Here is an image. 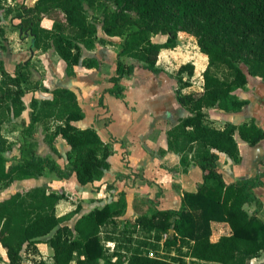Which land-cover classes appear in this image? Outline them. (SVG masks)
<instances>
[{
	"label": "trees",
	"instance_id": "1",
	"mask_svg": "<svg viewBox=\"0 0 264 264\" xmlns=\"http://www.w3.org/2000/svg\"><path fill=\"white\" fill-rule=\"evenodd\" d=\"M4 1L0 0V8ZM87 6L100 7L102 17H90ZM16 16L21 35L31 37L34 49L54 48L69 75H74L78 64L98 66L95 57H84V50L95 47L99 23L107 35L121 37L117 70L108 89L116 96L124 90L122 79L135 71V64L121 57L160 73V54L178 46L180 31L196 37L208 64L201 90L183 91L192 85L193 62L181 64L176 73L178 101L189 114L167 131L168 150L180 155L185 170L195 164L203 172V183L195 191L183 192L179 208L150 212V207L135 200L138 216L120 223L128 207L122 191L71 225L82 204L77 202L74 210L58 215V202L71 199L67 192L46 185L16 192L0 200V246L6 250V264H49L38 257L40 243L53 247V264H252L264 250V219L259 215L264 203L255 192L264 184V173L228 183L218 161L224 152L239 162L237 134L255 146L264 139V128L254 117L217 127L209 121L206 109L241 111L249 101L236 91L248 84L249 75L264 80V0H36L34 5H20ZM2 18L0 13V51L7 49ZM153 34L167 39L155 42ZM31 66L29 59L11 73L0 58V189L16 180L38 178L46 170L60 178L75 175L82 185L102 177L110 167L111 146L95 128L75 124L85 117L76 92L66 87L50 90L32 81ZM40 88L51 91L53 97L32 99L31 122L25 130L41 122L46 140L57 152L55 140L61 135L70 145L69 165L64 167L32 149L11 164L5 155L10 146L2 131L5 121L23 113L26 92ZM213 221L230 226V232L217 241L212 240ZM108 226L114 230L106 231ZM116 232L124 239L116 237ZM138 233H144L140 240L135 237ZM106 241L116 246L110 249Z\"/></svg>",
	"mask_w": 264,
	"mask_h": 264
},
{
	"label": "crops",
	"instance_id": "2",
	"mask_svg": "<svg viewBox=\"0 0 264 264\" xmlns=\"http://www.w3.org/2000/svg\"><path fill=\"white\" fill-rule=\"evenodd\" d=\"M5 30L8 37L9 34L6 27ZM10 34L12 36L18 34L21 37V33L18 30H14ZM98 35L99 39L95 47L84 50V57H95L98 61V66L88 68L83 64H78L74 68V75L67 73L65 61L54 48L46 51L34 49L32 39L30 47L23 53L25 58L19 59L16 50L9 52L8 47L6 50L0 51V58L11 73L15 72L17 64L31 59L32 81H38L50 90L57 87H66L76 92L78 102L85 112V117L76 121L75 124L82 128H95L102 140L105 143H109L112 148V154L109 157V169L105 171L102 177L84 185V187H80L77 184L79 182L75 175L70 178H60L54 172L46 170L44 175L38 178L16 180L11 186L1 188L0 200L18 192H13V188L16 185L27 186L25 190L19 192H26L33 187L43 185L57 192L65 190L69 195L75 196V199L77 198L78 202L82 204L81 211L73 217L74 225L83 213L111 202L116 194L123 191L126 194L128 207L126 213L119 218H123L121 222H126L132 218L134 220L138 216V211L134 207L135 200L150 207V212L155 208H179L182 204L183 192L195 191L203 183V172L199 166L191 164L185 170L181 165L180 155L168 150L167 131L178 123L180 117L189 114L188 109L178 101L176 92L178 87L177 80H174V78L171 80L164 69L160 73H154L142 67L140 63H136L137 61L133 58L123 56L121 59L135 64V71L132 75L125 76L122 79L121 84L124 90L120 96L108 92V89L113 86L110 78L116 74L118 54L122 49L123 42L120 49L118 48L116 52H113L110 42L119 37L109 36L104 31L103 34L98 31ZM23 42L26 43L27 39L23 40ZM18 44L21 43L18 42ZM8 58L13 59L8 60ZM8 61L12 63L10 69L7 66ZM202 66L204 71L207 64ZM150 73H153V75ZM141 74H143V78H146L144 75L153 76L151 82L145 81L151 84L150 94L147 93L149 88L144 93L133 91L138 89L134 81L138 76L141 77ZM94 77H96L97 82L92 85L91 81ZM167 79L171 82L166 81ZM130 81L133 84L129 86ZM261 81L264 82L260 78L249 75L248 84L236 91L241 98L249 101L246 107L238 112L225 111L217 107L207 108L206 112L209 121L213 125L221 127L228 122L240 124L254 117L257 123L264 128V104L261 107L258 106L255 111L251 110L255 99L254 96L257 94L253 92L260 87ZM194 82L193 76L192 85L183 91L201 90L203 83L199 88H196ZM52 97L51 91H46L42 88L30 90L23 97L26 105L23 113L20 116L12 115L10 118L13 121L24 120L27 123L22 129V134L28 141L27 152L32 149L40 155H49L56 159L59 164V159L63 158L64 161L60 165L64 167L69 165L68 152L70 145L61 135L55 140L57 152L46 140V133L41 122L35 125V128L37 126L41 128L40 136L31 134L35 128L29 132L25 130L31 122L32 99L43 100ZM27 98L28 100L30 99V104H28ZM115 108L119 109L116 114L114 112ZM261 111L263 112L260 113ZM6 122L2 131L11 149L14 144L12 145L5 135ZM236 137L240 147L241 160L236 162L228 154L222 152L218 161V168L228 183L255 176L260 172L264 173V139L255 146H251L239 134ZM27 152H24L22 156H27ZM72 188L79 191L73 194ZM255 192L264 203V184L255 188ZM75 199H61L56 206L57 214L63 215L74 210L77 207ZM140 202L139 205L141 204ZM247 206H250L249 208L251 209L249 210H253V206L246 205L247 209ZM259 215L264 219V206ZM212 227L213 241H217L222 234L230 232V226L225 222L213 221ZM39 250L40 255L38 257H42L49 264H53V247L49 243H40ZM0 252L4 256L3 258L8 260L5 248L0 246ZM251 263L264 264V250L254 257Z\"/></svg>",
	"mask_w": 264,
	"mask_h": 264
},
{
	"label": "rangeland",
	"instance_id": "3",
	"mask_svg": "<svg viewBox=\"0 0 264 264\" xmlns=\"http://www.w3.org/2000/svg\"><path fill=\"white\" fill-rule=\"evenodd\" d=\"M36 0H5L3 3V6L0 8V13L2 14L3 18H2V23L4 24V26L7 28L8 30V34L9 36L7 37V47L9 48V52H13L14 50H16V54L18 56V58L23 59L25 57H23V53L26 52V49L30 47L31 44V38L28 34L25 35H20L21 37H19L18 34H16L15 36H12L10 34V32L14 31V30H18V23H19V18H17V13L19 11V7L20 5H33V3ZM109 5H111L109 3ZM9 10H11L12 12L9 13ZM87 10H88V14L90 17L94 18H101V8L96 6V8H90L89 6H87ZM99 32L100 34H103V29L101 26V23H99ZM180 36V40H179V44L178 46L171 50V49H165L161 52L160 57H159V64L161 67H163L166 75L172 80L174 78V80L176 79V73L178 68L180 67L181 64L186 63V62H193L195 64L196 67V71H195V75H194V83H195V87L199 88L200 85H202L203 83V64L206 65L208 64V58L204 55V53L201 52L200 47L198 46L197 43V39L194 35H191L189 33L186 32H180L179 33ZM27 42H23V40H26ZM152 39L155 42H160L163 43L166 41L167 36L166 35H161V34H153L152 35ZM18 42H20L21 44H18ZM123 42V39L121 37L116 38L115 40H112L110 42V44L112 45V51L116 52L118 50V48L120 49L121 43ZM23 45V46H22ZM29 51V50H28ZM21 53V54H20ZM17 58V59H18ZM13 59V58H11ZM10 58H8V60H11ZM136 63H140L139 61H137ZM11 61H8L7 66L10 69L11 67ZM243 68H247L245 65H243ZM153 75V73H150ZM143 74H141L138 78L134 81L135 85L137 86V90H133L134 92H141L144 93L145 91H147L149 88V90L147 91L148 94H150V86L151 84H149L148 82L145 81H149L151 82V80L153 79V76H149V75H144L146 78L142 77ZM185 76H187V74H184ZM257 78V77H255ZM145 79V80H144ZM91 81V80H90ZM90 81H88L90 83ZM171 82L170 80H166ZM96 81V77H94L91 81V84L93 85ZM262 83L260 84V87L257 88L256 91H254L253 93H257L254 97L255 99L253 100V105L251 107V110H256L258 108V106H263L264 104V82L261 81ZM133 82H129V86L132 85ZM170 84V83H169ZM169 87V86H168ZM175 94V92H174ZM176 96V95H174ZM28 104H30V99L28 100V98L26 99ZM119 109L115 108L114 112L116 114V111H118ZM250 110V111H251ZM264 111V110H263ZM263 111H261L260 113H262ZM258 113V112H257ZM259 113V114H260ZM6 124H5V135L8 137V139L11 141L13 147L11 146V149L9 148L6 152L5 155L8 159V164H11L13 162H16L18 160H20L23 156L24 152H27V139L26 137H24V135L22 134V129L23 127H25V125L27 124L24 120H17V121H13L10 117L6 120ZM18 124V125H16ZM31 134H33L34 136H40L41 134V128L39 126H37V128H35ZM30 145V144H29ZM33 146V144H32ZM63 158L59 159L60 164L62 165L63 162ZM80 187H84V185L77 183ZM27 188V186L25 185H16L15 188H13V192L14 191H23ZM51 189V188H50ZM65 191V190H62ZM61 190L59 192H62ZM79 190L77 189H73L72 188V193L75 194L77 193ZM66 192V191H65ZM68 193V192H67ZM70 198L75 199V196H73L72 194L69 195ZM76 202H78L77 198L75 199ZM248 209L250 206H247ZM74 218H72L70 220L71 225H73V220ZM123 218H119V221L121 223ZM133 220V218L131 219ZM123 223V222H122ZM106 231H113L114 228L112 226H108V228L105 229ZM118 232V231H117ZM115 233L116 237L120 238V239H124L122 235H118V233ZM144 233H138L135 234V237L137 240L142 239ZM106 245L108 247H110V249H113L116 246V242H111V241H106L105 242ZM162 245V242H161ZM161 252H164L162 250V246L159 247ZM153 253V252H152ZM47 255V254H46ZM48 256V255H47ZM4 257V256H3ZM49 257V256H48ZM7 259H3L2 261H0V264H6L7 263Z\"/></svg>",
	"mask_w": 264,
	"mask_h": 264
}]
</instances>
